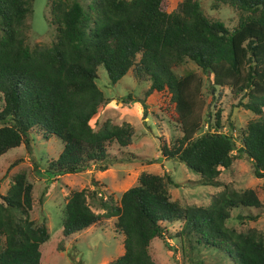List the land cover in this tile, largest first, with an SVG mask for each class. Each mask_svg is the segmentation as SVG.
Here are the masks:
<instances>
[{"label": "trees", "instance_id": "1", "mask_svg": "<svg viewBox=\"0 0 264 264\" xmlns=\"http://www.w3.org/2000/svg\"><path fill=\"white\" fill-rule=\"evenodd\" d=\"M217 1L240 13L233 29L208 19L199 0H182L172 12L161 8L163 0H89L86 7L77 0H51L49 23L55 37L47 46L30 47L26 19L33 0H0V156L19 146L30 153L31 133L38 130L44 138L63 143L46 170L52 177L91 165L104 171L115 164L118 158L108 153V145L127 147L133 129L108 119L96 129L89 124L110 101L96 84L102 66L111 85L131 69L135 79L150 81L145 96L169 94L181 136L169 145L163 142L162 156L199 174L201 185L218 186L220 168L228 169L237 158L249 160L253 175L264 177V0ZM185 60L211 76L212 90L228 88L238 106L256 115L241 131L239 145L231 134L219 131L220 109L213 122L210 114L205 117L202 76L192 71L175 74L174 68ZM127 98L123 101L140 102L146 110L144 100ZM204 123L208 127L199 134ZM170 184L176 185L167 173L143 171L117 201L99 191L101 214L90 208L85 189L72 191L62 235L115 218L123 253L107 264H155L151 241L162 239L171 249L168 240L174 236L188 257L203 248L222 254L231 264H264L262 233L226 226L234 210L261 206L253 189L225 186L205 207L181 206L170 200ZM31 192L25 174L17 173L1 197L0 264H40L39 248L49 234L44 223L28 218ZM258 216L238 213L239 220L255 221ZM174 223L180 228L171 235L166 226Z\"/></svg>", "mask_w": 264, "mask_h": 264}, {"label": "rangeland", "instance_id": "2", "mask_svg": "<svg viewBox=\"0 0 264 264\" xmlns=\"http://www.w3.org/2000/svg\"><path fill=\"white\" fill-rule=\"evenodd\" d=\"M50 1L32 2V12L26 19L27 43L30 47L47 46L55 37L54 27L49 23ZM77 1L84 7L89 2ZM181 1L163 0L161 8L166 12H172ZM199 2L208 19L220 21L230 30L237 26L240 13L232 6L217 0ZM188 71L195 72L203 78L205 117L210 114L208 119L213 122L215 111L220 109L219 131L231 134L239 145L241 131L246 128L249 120L256 118V115L238 106L237 98L232 96L228 88L216 87L212 90L211 76L202 73L191 60H185L174 68L177 75H183ZM97 75L96 84L104 97L110 101L99 107L89 124L96 129L100 123L108 119L110 123L116 125L129 123L133 129L132 141L127 147H119L114 143L107 147L108 153L120 159L119 161L108 165L104 171L91 165L79 173L52 177L46 170L49 163L57 158L63 143L56 137L44 138L38 130L31 133L30 153L24 146H19L0 156V200L17 173H24L26 181L32 186V208L28 211V218L36 224L44 223L49 234V238L39 248L40 264H107L120 256L123 252V236L115 228V218L103 219L102 223L92 225L69 237H63L65 203L72 191L85 189L90 208L101 214L104 210L100 206L99 191L112 194L117 201L124 191L137 184V178L143 171L155 175L167 173L176 183L168 186L170 200L177 201L181 206L205 207L209 205L212 196L225 186L236 191L253 189L261 206L234 210L231 218L226 221V226L238 232L253 228L260 231L264 238V177L257 178L253 175L249 160L237 158L228 169L220 168L218 186L201 185L199 174L176 159H166L162 156L163 142L169 145L181 136L169 94L153 92L145 96L150 81L135 79L131 69L115 85L109 83L107 72L102 66L98 68ZM127 97L144 100L146 110L140 102H124L123 99ZM2 104L0 94V109ZM207 127L208 124L204 123L199 134ZM134 157L138 159L132 160ZM91 191H95L96 194L92 196ZM238 213L259 216L255 221L239 220ZM179 228L180 225L177 223L168 224L166 231L175 235ZM168 242L173 248L168 249L159 238L151 241L149 253L155 264H231L222 254L203 248L194 251L191 257H188L182 252L179 237L174 236Z\"/></svg>", "mask_w": 264, "mask_h": 264}, {"label": "crops", "instance_id": "3", "mask_svg": "<svg viewBox=\"0 0 264 264\" xmlns=\"http://www.w3.org/2000/svg\"><path fill=\"white\" fill-rule=\"evenodd\" d=\"M121 251V250H120ZM123 253V252H122Z\"/></svg>", "mask_w": 264, "mask_h": 264}]
</instances>
